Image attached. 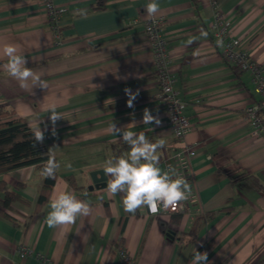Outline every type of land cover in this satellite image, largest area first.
Returning a JSON list of instances; mask_svg holds the SVG:
<instances>
[{
    "label": "crops",
    "instance_id": "0c3cea01",
    "mask_svg": "<svg viewBox=\"0 0 264 264\" xmlns=\"http://www.w3.org/2000/svg\"><path fill=\"white\" fill-rule=\"evenodd\" d=\"M98 1L53 0L60 11L55 44L40 0H0V48L18 46L25 66L47 84L40 88L29 80L22 88L0 69V106L25 119L33 132L41 128L42 143L59 165L48 202L36 214L41 166L0 174L9 189L25 184L19 194L30 203L13 205L16 224L0 215V264H42L35 255L51 264H123L121 247L136 264H191L195 250L207 252L210 264L258 263L264 259V140L250 135L245 109L261 96L250 73H238L222 60L211 26L219 17L225 20L241 49L264 67V0H216L215 9L205 0H159L151 18L147 0H103V8L93 10ZM154 18L163 19L174 90L191 124L179 142L159 99L144 36V22ZM6 60L0 56V64ZM130 96H135L131 107ZM52 107L61 117L54 123ZM145 109L159 124L142 123ZM113 123L121 129L135 123L133 130L151 142L162 140L157 150L162 170L182 147L192 151L191 176L203 214L149 217L144 207L128 213L121 193L88 191L91 172L102 170L109 158L127 155L128 146L110 130ZM240 175L245 177L232 180ZM65 191L86 201L90 214L49 228V202ZM21 245L34 256L21 260Z\"/></svg>",
    "mask_w": 264,
    "mask_h": 264
},
{
    "label": "clouds",
    "instance_id": "9594fccd",
    "mask_svg": "<svg viewBox=\"0 0 264 264\" xmlns=\"http://www.w3.org/2000/svg\"><path fill=\"white\" fill-rule=\"evenodd\" d=\"M160 9L159 0H147L145 10L148 18L153 17ZM206 35V33H201ZM192 39H189V43ZM222 42L217 41L219 46ZM0 56L6 57L5 63L0 64L10 77L20 82V87H28V81L40 88H46L47 84L39 74L26 67L25 57L19 54L18 46L4 45L0 48ZM135 96H130L128 106H132ZM50 120L54 123L60 119V114L55 108L49 109ZM144 125L153 123L159 124L149 110L145 109L142 116ZM135 123H130L123 129L116 127L113 123L110 130L115 136L128 146L126 156H115L105 160L103 165V177L100 179L106 183V190L113 195L121 193V203L125 212L135 213L137 209L144 207L149 214H156L159 211H175L180 202L188 198L190 192L189 184L183 177L177 176L169 166L168 170L159 167L157 150L163 146V141L151 142L146 138L144 132H136ZM34 138L37 143L44 139L41 128L34 131ZM59 167L54 157H50L41 170V175L51 178ZM71 167V165H66ZM49 209L45 223L49 228L59 225H71L76 222L78 216L90 214V205L75 196L70 191L57 195L49 202ZM191 264H210L207 252L195 253Z\"/></svg>",
    "mask_w": 264,
    "mask_h": 264
},
{
    "label": "built area",
    "instance_id": "2783aa9c",
    "mask_svg": "<svg viewBox=\"0 0 264 264\" xmlns=\"http://www.w3.org/2000/svg\"><path fill=\"white\" fill-rule=\"evenodd\" d=\"M40 1L45 8V20L48 29L53 34L55 44H58L60 11L53 4V0ZM205 1L212 9H215L216 0ZM162 25V18L149 19L144 22L143 30L145 39L150 45L152 53L155 76L160 91L159 99L164 105L166 119L172 130L173 137L179 142L190 132L191 124L184 113L185 104L174 90L175 77L169 70L168 43L161 33ZM229 28V24L219 17L211 26L213 41L225 63L238 73H250L254 91L261 96V100L257 104L245 109L246 121L250 129V135L264 140V67L253 61L248 54L241 49V43L237 38L229 34ZM218 40L222 42L219 46L217 45ZM192 156L193 153L189 148L182 147L178 152L170 155L163 162V170H168L170 166L177 176L186 179L190 188L188 198L181 201L180 206H178L175 211L161 210L156 214H149L146 210L147 216L181 215L183 217L192 218L203 214L191 176L190 161ZM17 255L21 260H25L29 257H33L34 252L27 246L21 245L17 249ZM35 256L42 264H51L44 256ZM119 257L123 264H136L132 256L127 254L123 247L119 249Z\"/></svg>",
    "mask_w": 264,
    "mask_h": 264
},
{
    "label": "trees",
    "instance_id": "16d2710c",
    "mask_svg": "<svg viewBox=\"0 0 264 264\" xmlns=\"http://www.w3.org/2000/svg\"><path fill=\"white\" fill-rule=\"evenodd\" d=\"M198 0H193L195 4ZM99 2V1H98ZM98 8H103V0H100ZM53 157L46 146L40 142L37 143L34 138V132L29 128L25 119L14 118L13 111L6 110L0 106V174L14 171L20 168L39 165L42 168L47 160ZM226 176L232 177L234 174L227 171ZM244 175L237 176L235 179L244 178ZM57 178V169L55 175L51 178L43 177V184L39 190L36 202L34 203V213L42 211L47 204L50 192ZM72 184V181H70ZM25 184H19L17 188L9 189L3 183H0V215L9 218L14 224L16 219L13 217V205L20 203L30 206L20 194L19 189H23ZM262 187V186H259ZM82 188H76L81 190ZM264 259L256 264H263Z\"/></svg>",
    "mask_w": 264,
    "mask_h": 264
},
{
    "label": "water",
    "instance_id": "95a60500",
    "mask_svg": "<svg viewBox=\"0 0 264 264\" xmlns=\"http://www.w3.org/2000/svg\"><path fill=\"white\" fill-rule=\"evenodd\" d=\"M100 176L103 177V170H97L90 173L89 177L91 179V186L87 188L89 192L106 188V183L100 179ZM167 236L169 239L173 238L171 233H168Z\"/></svg>",
    "mask_w": 264,
    "mask_h": 264
}]
</instances>
